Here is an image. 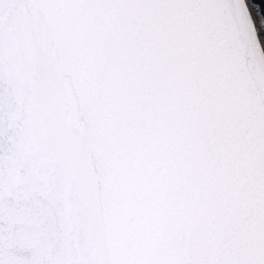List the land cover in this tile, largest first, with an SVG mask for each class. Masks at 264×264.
<instances>
[{
  "label": "snow or ice",
  "instance_id": "snow-or-ice-1",
  "mask_svg": "<svg viewBox=\"0 0 264 264\" xmlns=\"http://www.w3.org/2000/svg\"><path fill=\"white\" fill-rule=\"evenodd\" d=\"M0 264H264V0H0Z\"/></svg>",
  "mask_w": 264,
  "mask_h": 264
}]
</instances>
